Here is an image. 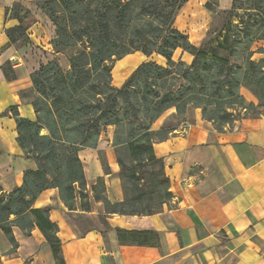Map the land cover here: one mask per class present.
Here are the masks:
<instances>
[{
    "label": "trees",
    "instance_id": "1",
    "mask_svg": "<svg viewBox=\"0 0 264 264\" xmlns=\"http://www.w3.org/2000/svg\"><path fill=\"white\" fill-rule=\"evenodd\" d=\"M189 0H37L39 9L53 23L52 46L56 55L66 56L69 69L57 57L31 74L32 88L21 92L30 98L36 120L11 111L18 131V143L25 156L37 162V170L26 171L22 185L12 192L0 189V229L13 245V228L29 236L38 228L51 246L55 264H66L59 227L49 209L34 206L47 189H58L65 206L90 209L84 168L79 153L96 149L102 131L114 126L113 147L120 168L124 199L111 202L103 178L92 191L103 202L107 214L148 216L162 212L175 198L170 191L163 160L155 145L177 130L155 123L170 109L184 117L189 109H201L203 118L219 132L237 122L264 113V59L255 61L257 42L264 41V0H233L220 11L219 0H207L205 8L223 17L220 30L210 31L201 46L191 43L175 27L179 11ZM22 3L6 9V20L19 25L5 33L12 46L29 42L28 27L18 13ZM178 50L192 55L188 64L175 59ZM162 60L142 63L121 87L113 84L115 63L134 53ZM166 62V65H164ZM8 79L16 75L10 63L3 66ZM245 88L259 101L248 102ZM253 113V114H251ZM182 122H186L182 119ZM100 160L107 174L110 168L103 151ZM121 241L137 233L118 230ZM147 238V233H141ZM0 264L2 254L0 253Z\"/></svg>",
    "mask_w": 264,
    "mask_h": 264
},
{
    "label": "crops",
    "instance_id": "2",
    "mask_svg": "<svg viewBox=\"0 0 264 264\" xmlns=\"http://www.w3.org/2000/svg\"><path fill=\"white\" fill-rule=\"evenodd\" d=\"M18 1L0 0V189L6 193L22 185L26 171L38 167L18 143L11 111L16 108L21 117L36 120L32 104L21 97V92L32 88L34 71L28 74L17 63L23 52L10 44L5 33L19 25L18 20L5 18L6 9ZM206 1L198 8L189 0L175 21V27L189 39L196 34L195 40H190L196 46L204 43L215 21L216 15L205 8ZM232 2L219 0L220 11L229 10ZM201 14L207 24L199 19ZM259 48H264V41L253 47L254 51ZM180 51L184 58L192 56ZM252 59H264V52H255ZM7 63L14 69V80L5 75ZM246 92L250 95L242 93L246 98L255 100ZM187 113L191 119L186 126L155 145L175 197L162 212L148 216L107 214L103 202L94 198L92 188L103 178L107 198L113 203L124 199L113 147L114 126L102 131L96 149L79 153L89 194L88 211L81 208L79 199L70 211L58 189H47L38 197L34 206L49 209L59 227L66 264H264V114L219 132L203 118L201 109L191 108ZM166 114L173 116L176 109ZM162 117L155 129L165 125L164 121L158 123ZM100 151L106 154L109 174ZM118 230L137 233L138 239L133 241L128 235L121 241ZM141 233H147V238ZM13 234L17 242L14 250L0 229L2 264H55L51 246L38 228L27 236L15 227Z\"/></svg>",
    "mask_w": 264,
    "mask_h": 264
},
{
    "label": "rangeland",
    "instance_id": "3",
    "mask_svg": "<svg viewBox=\"0 0 264 264\" xmlns=\"http://www.w3.org/2000/svg\"><path fill=\"white\" fill-rule=\"evenodd\" d=\"M18 2H21L23 5L22 9L19 10L18 13L23 18L24 25L28 27L27 35L29 36L30 42L24 47L14 46L18 52H23V54L18 58L17 63L21 66V68L25 69L28 74H30L37 70L42 64H45L57 57L63 69L68 70L70 65L66 56L61 54L56 55L52 46V40L55 37V27L48 17L45 16L44 13L39 9L37 0H19ZM192 2H194L195 6L199 8L202 0H192ZM199 19L202 20L204 24H207L203 14L199 15ZM223 23L224 19L222 16H215V21L210 27L207 38L210 31L220 30ZM196 37V34L193 33L191 41L195 40ZM181 53L182 52L180 50L175 53L176 60L181 59L184 62L191 61L192 56L186 55V58H184ZM155 59L159 63L162 62L160 58H156L154 55L147 57L146 55L144 56L139 52L126 56L122 60L115 63L112 71L113 84L115 86H121L138 66L147 61H154ZM164 65H166V62ZM246 90L245 88H242L241 93H246V95L250 97ZM250 94L252 93L250 92ZM246 99L248 102H254L256 105L259 104V101L256 98L255 100H249L250 98ZM25 100L30 102V98ZM260 112L264 113V107L260 109ZM187 114L188 113H186L184 117L180 118H177L176 115L168 116L166 114L167 116L164 115L158 123L164 121L165 124L169 123L170 126H177L178 129H183L186 126V123L191 119ZM183 118L186 122H182Z\"/></svg>",
    "mask_w": 264,
    "mask_h": 264
}]
</instances>
